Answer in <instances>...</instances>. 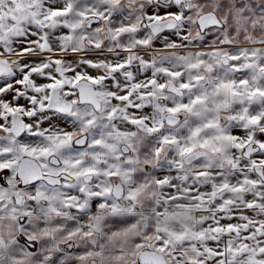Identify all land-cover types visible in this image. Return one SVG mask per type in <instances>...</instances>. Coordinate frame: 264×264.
Here are the masks:
<instances>
[{
    "label": "snow or ice",
    "instance_id": "snow-or-ice-1",
    "mask_svg": "<svg viewBox=\"0 0 264 264\" xmlns=\"http://www.w3.org/2000/svg\"><path fill=\"white\" fill-rule=\"evenodd\" d=\"M0 264H264V0H0Z\"/></svg>",
    "mask_w": 264,
    "mask_h": 264
}]
</instances>
